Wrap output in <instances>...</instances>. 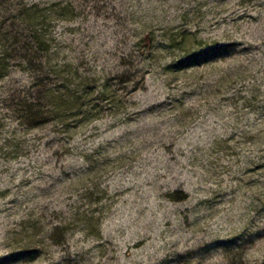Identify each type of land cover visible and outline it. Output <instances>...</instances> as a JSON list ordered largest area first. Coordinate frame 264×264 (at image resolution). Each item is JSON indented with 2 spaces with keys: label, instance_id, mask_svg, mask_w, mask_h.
<instances>
[{
  "label": "rangeland",
  "instance_id": "1",
  "mask_svg": "<svg viewBox=\"0 0 264 264\" xmlns=\"http://www.w3.org/2000/svg\"><path fill=\"white\" fill-rule=\"evenodd\" d=\"M0 264H264V0H0Z\"/></svg>",
  "mask_w": 264,
  "mask_h": 264
},
{
  "label": "trees",
  "instance_id": "2",
  "mask_svg": "<svg viewBox=\"0 0 264 264\" xmlns=\"http://www.w3.org/2000/svg\"><path fill=\"white\" fill-rule=\"evenodd\" d=\"M41 9L39 4L31 5L30 7H24L19 13L21 14V24L22 28H19L21 39V48L25 52L24 58L29 57L25 64L27 63V69L31 66L40 72L39 83L35 81L38 87L39 94V104L31 103V98L26 100V104L22 106L21 113L24 114L23 118L26 123L38 122L42 120H51L52 115L55 117L60 116H73L80 113L81 103L79 97H76L71 93L70 90H66L67 84L65 82V90L62 87L54 88L53 81L49 79V73L56 72L53 68L51 69L50 63L48 65L44 64V60L41 56L45 54L48 50V40L45 28L49 15ZM41 26V27H40ZM18 31V32H19ZM19 36V35H18ZM41 54V55H38ZM36 59V62L32 61ZM39 59V62L37 60ZM198 60V59H197ZM51 69V70H50ZM39 74V73H38ZM39 107L37 110L36 108ZM45 109V110H44ZM44 110V111H43ZM75 111V112H74ZM64 122V121H63ZM62 122V123H63Z\"/></svg>",
  "mask_w": 264,
  "mask_h": 264
}]
</instances>
